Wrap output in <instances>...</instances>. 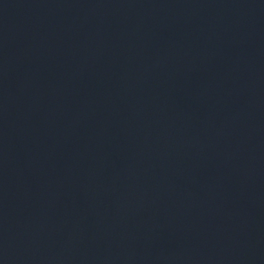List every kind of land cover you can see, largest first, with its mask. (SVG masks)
I'll return each mask as SVG.
<instances>
[{"label": "water", "instance_id": "water-1", "mask_svg": "<svg viewBox=\"0 0 264 264\" xmlns=\"http://www.w3.org/2000/svg\"><path fill=\"white\" fill-rule=\"evenodd\" d=\"M0 264H264V0H0Z\"/></svg>", "mask_w": 264, "mask_h": 264}]
</instances>
